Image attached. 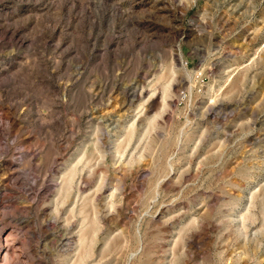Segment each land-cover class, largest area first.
I'll return each instance as SVG.
<instances>
[{"label": "rangeland", "instance_id": "rangeland-1", "mask_svg": "<svg viewBox=\"0 0 264 264\" xmlns=\"http://www.w3.org/2000/svg\"><path fill=\"white\" fill-rule=\"evenodd\" d=\"M6 250L264 264V0H0Z\"/></svg>", "mask_w": 264, "mask_h": 264}, {"label": "bare ground", "instance_id": "bare-ground-1", "mask_svg": "<svg viewBox=\"0 0 264 264\" xmlns=\"http://www.w3.org/2000/svg\"><path fill=\"white\" fill-rule=\"evenodd\" d=\"M11 236V235H10ZM12 237V236H11ZM8 241H9V238H8ZM6 243V242H5ZM11 247V246H10ZM8 249V248H7ZM4 253V252H3ZM9 257H10V253H9V250L7 251L6 250V253H4L3 255H2V257L0 258V264H10V262H9V260L11 259H9Z\"/></svg>", "mask_w": 264, "mask_h": 264}]
</instances>
